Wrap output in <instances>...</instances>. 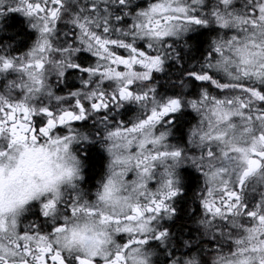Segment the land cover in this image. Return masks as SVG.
Masks as SVG:
<instances>
[{"label":"clouds","instance_id":"9594fccd","mask_svg":"<svg viewBox=\"0 0 264 264\" xmlns=\"http://www.w3.org/2000/svg\"><path fill=\"white\" fill-rule=\"evenodd\" d=\"M32 3L52 8V0ZM136 3L61 0L55 18L22 11L33 36L19 51L13 50L18 37L4 35L0 22V264H36L38 244L51 245L68 261L86 256L96 264H264V105L246 95L264 88V0H146L130 7ZM112 6L130 22L117 23L121 14ZM106 22L118 43L126 39L159 54V69L149 71L132 56L121 64L114 52L100 48L95 34L103 35ZM197 25L216 31L194 62L196 71L224 83L227 91L195 79L202 82L198 93L185 95L191 87L187 71L175 80L169 74L176 95L158 93L153 74L168 73L169 61L181 64L180 50L190 51L186 37ZM81 51L95 58L84 67L93 71H81L87 75L79 77L80 87L58 91ZM121 88L132 95L121 99ZM173 97L181 104L176 113L194 117L184 128V143L171 139L175 125L169 115L148 120ZM77 100L86 105L83 112ZM93 102L99 107L92 108ZM126 104L135 111L110 118ZM42 108L55 114L71 110L81 119L54 124L45 135L38 131L46 124L39 122ZM92 146L105 159L89 188ZM185 167L199 173V183L188 194L187 227L177 231L171 224L186 193ZM170 189L174 196H167ZM233 192L238 199L226 200ZM162 194L166 207L156 211L153 201ZM48 200L55 202V212L44 215L41 206ZM202 200L212 201L213 208H204Z\"/></svg>","mask_w":264,"mask_h":264},{"label":"flooded vegetation","instance_id":"af4514ba","mask_svg":"<svg viewBox=\"0 0 264 264\" xmlns=\"http://www.w3.org/2000/svg\"><path fill=\"white\" fill-rule=\"evenodd\" d=\"M146 3V0H137L136 5L130 6V7H136V6H143ZM117 14H121V21L117 23H128L130 22L129 17H125L120 12L119 6H112ZM16 5H0V22L3 23V27L7 29V32L4 33L9 39H13L15 37H18V40H16L15 47L13 50L19 51L27 46L28 41L32 38L33 32L29 30L26 26V19L27 17L23 14L20 10H14L16 9ZM216 31L215 27H205L197 25L195 26L193 31H190L187 34V41L189 43L190 51L188 53H184V51L181 49V56L179 59L181 60L180 65H176L174 61L168 62V73L160 74V73H154V78L159 81L157 92L162 93L163 95H176L179 89L177 87L170 85L168 83V77L169 74L171 75L172 79H178L179 75H183L184 72L187 71H195L196 70V64L195 61L202 59L203 55L206 52L207 44L209 43V37L210 35L214 34ZM196 38H200L204 40L201 49H195L192 47L191 43ZM193 44V43H192ZM143 46V45H141ZM76 62L80 65V68L76 69H69L66 72L65 75V83L60 85L58 88V91H63L64 87L67 86L68 88H77L81 85L79 84V77L80 76H86V73L81 72V68H84L88 66L90 63L94 62L95 58L91 56V54L81 51L76 54ZM179 74V75H178ZM186 80L191 82V87L188 88L184 94L185 95H195L198 93L199 85L202 82L196 81L194 77H186ZM68 103H71V98L67 101ZM135 111L134 106L132 105H125L121 109L113 112L112 117L115 118L117 115L120 116L121 119L127 118L132 112ZM170 119L172 125H175L174 128V142L176 143H184L185 141V134H184V128L189 123L191 119H194L193 115L189 111L181 110L178 113L170 114ZM77 124H88V121L84 122H76ZM95 127V121H92V125ZM62 127V126H61ZM105 157L101 151H98L95 146H92L88 150L87 155V177H86V183L89 188L94 187L95 180L98 178L103 171V161ZM182 174L185 176L186 180V193L184 197L179 198V204H180V215L176 218V221L171 224V228L182 231L187 227L186 223V217L185 213L187 211V207L189 205V196L188 194L193 191V189L196 187V185L199 183V173H196L193 169H189L187 167L181 169ZM191 174V175H188ZM196 212L200 211L199 204L196 202L193 205ZM50 264V262H49Z\"/></svg>","mask_w":264,"mask_h":264},{"label":"snow or ice","instance_id":"6c2138e0","mask_svg":"<svg viewBox=\"0 0 264 264\" xmlns=\"http://www.w3.org/2000/svg\"><path fill=\"white\" fill-rule=\"evenodd\" d=\"M61 3V0H52V8L48 9L45 5L43 8L39 3L33 4L32 0H24L23 5L17 6L14 10H20L25 11V14H29L32 11H46L47 14L53 18L56 17L57 12L56 8L57 5ZM123 6V5H122ZM95 9L93 8V11ZM197 24L200 23L199 20L195 21ZM81 27H84L81 25ZM103 35H100L99 33L95 34V43L102 49H104L105 52L111 51L116 54V58L120 60L121 64H125L128 61V56H132L134 60H136L139 64H143L149 71L152 69H159V63L161 60V57L159 54L153 55L151 52L145 51V47L141 45H133L129 43L126 39H121L120 43L117 42V37L115 36V28L110 26L109 22H106V26L102 29ZM113 32L114 35L110 38H108V33ZM217 51H219V48H217ZM151 60V63H147L146 61ZM9 61L4 62V67H8ZM73 68H80L79 64L76 65H70ZM81 71H84L86 73H89L93 71L91 68H81ZM190 75L194 77L196 80H210V83L214 85L217 89H224L225 92L227 91V86L224 83L218 82L214 79H211L209 75L206 74H200L196 70L191 71ZM104 94L101 93V96ZM132 95V92L128 89L121 88L119 92V97L121 99H128ZM223 95V93H221ZM246 95H250L252 97H255L258 99V102L262 105H264V88L258 89L256 91L252 90H246ZM112 99H116V95L114 94ZM141 97L137 96V99L139 100ZM219 102V100H217ZM77 108L80 112H83L86 105H81L80 101H76ZM92 108H97L99 105L95 102L92 103ZM181 104L178 99L175 97L168 99L166 102L161 103L159 106V109L153 110L152 113L148 116V120H152L153 118L160 119L161 117L167 118L168 115L174 114L177 112V110L180 108ZM25 113L28 112V109L23 110ZM41 113L43 114V118L39 121L41 124H44V121L46 120V124L38 129L39 132L47 135V129L51 128L54 124H59L60 126H63L65 120H79L81 119L80 115H77L74 111H67L62 112L59 114L52 113L50 110L46 108L41 109ZM259 115V114H258ZM51 117V118H49ZM33 119H36L33 117ZM145 121L141 120L140 123L143 124ZM17 123L20 124L21 128H28V125L17 121ZM139 127V125H137ZM16 130V124L12 125V131L15 133ZM31 130V129H30ZM57 131H61V127L56 128ZM35 131V130H33ZM35 138V136H33ZM179 151L176 150L173 152V155H178ZM261 155H264V153H261ZM145 171H147L145 169ZM106 191H108L106 186ZM175 192L173 190H169L167 192V196H174ZM228 198L231 199H238L236 196V193H230L227 194L226 200ZM155 205V210L160 211L161 209H164L166 207L163 199V194L161 195L160 199L153 201ZM201 204L206 209H212L213 208V202L210 200H202ZM55 202L53 200H48L45 204L41 206V210L44 215H48L51 211L53 214L55 212ZM149 211H152L153 209L149 207ZM215 210L217 212L220 211L219 207H216ZM133 211L137 212V214H142L140 209L133 207ZM59 229H57L58 231ZM45 236H41L40 240H45ZM37 251L39 255H37L34 259L36 261V264H96V262L93 259H90L86 256H76L71 261H68L64 256L63 253L56 250L54 251L51 245L44 246L42 244L37 245ZM110 264V262H109Z\"/></svg>","mask_w":264,"mask_h":264},{"label":"trees","instance_id":"16d2710c","mask_svg":"<svg viewBox=\"0 0 264 264\" xmlns=\"http://www.w3.org/2000/svg\"><path fill=\"white\" fill-rule=\"evenodd\" d=\"M204 40L200 39V38H196L195 40H193V44L191 43L192 47H194L195 49H201L202 44H203ZM191 175V174H188Z\"/></svg>","mask_w":264,"mask_h":264}]
</instances>
